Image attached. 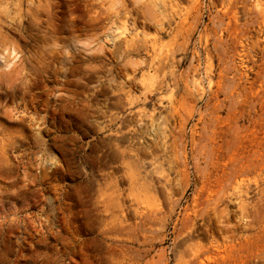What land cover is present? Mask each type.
<instances>
[{
	"label": "rangeland",
	"instance_id": "1",
	"mask_svg": "<svg viewBox=\"0 0 264 264\" xmlns=\"http://www.w3.org/2000/svg\"><path fill=\"white\" fill-rule=\"evenodd\" d=\"M0 264H264V0H0Z\"/></svg>",
	"mask_w": 264,
	"mask_h": 264
}]
</instances>
